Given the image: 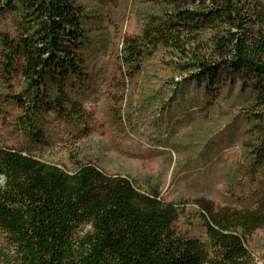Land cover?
<instances>
[{
    "label": "trees",
    "instance_id": "trees-1",
    "mask_svg": "<svg viewBox=\"0 0 264 264\" xmlns=\"http://www.w3.org/2000/svg\"><path fill=\"white\" fill-rule=\"evenodd\" d=\"M14 36L0 34L5 71L33 92L26 110L62 107L66 80L80 76L85 30L77 0H5ZM140 36L123 42L133 72L158 49L187 59L183 69L207 92L226 83L250 91L262 124L257 162H264V0H160ZM53 94H52V92ZM57 101L52 102V95ZM21 101V100H19ZM36 113V112H33ZM203 239L178 234L176 204L157 189L91 162L71 172L22 150L0 147V236L3 264H264L246 242L264 231V198L255 208H214L196 200Z\"/></svg>",
    "mask_w": 264,
    "mask_h": 264
},
{
    "label": "rangeland",
    "instance_id": "rangeland-1",
    "mask_svg": "<svg viewBox=\"0 0 264 264\" xmlns=\"http://www.w3.org/2000/svg\"><path fill=\"white\" fill-rule=\"evenodd\" d=\"M4 2L0 34L14 36L16 15ZM160 3L76 1L85 30L81 75L67 77V103L60 108L52 103V109L26 110L22 102L31 105L34 94L19 74L5 71L0 45V147L68 172L91 162L143 191L157 189L178 207L176 232L203 239L196 200L246 209L264 198V162L255 155L263 127L253 115L252 92L228 81L207 92L183 69L186 58L158 49L135 72L122 62L123 42L140 36ZM51 101H57L54 95ZM246 244L264 262V231ZM4 245L0 236V259Z\"/></svg>",
    "mask_w": 264,
    "mask_h": 264
},
{
    "label": "built area",
    "instance_id": "built-area-1",
    "mask_svg": "<svg viewBox=\"0 0 264 264\" xmlns=\"http://www.w3.org/2000/svg\"><path fill=\"white\" fill-rule=\"evenodd\" d=\"M142 145H143L144 148H150L149 144H147V143L143 142Z\"/></svg>",
    "mask_w": 264,
    "mask_h": 264
}]
</instances>
